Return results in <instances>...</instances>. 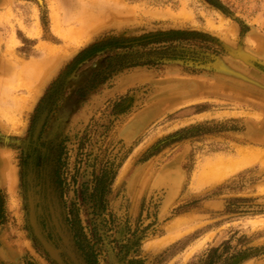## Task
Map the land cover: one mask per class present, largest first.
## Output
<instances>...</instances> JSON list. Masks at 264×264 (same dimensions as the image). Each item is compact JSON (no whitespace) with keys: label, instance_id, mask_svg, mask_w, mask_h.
<instances>
[{"label":"rangeland","instance_id":"374dc122","mask_svg":"<svg viewBox=\"0 0 264 264\" xmlns=\"http://www.w3.org/2000/svg\"><path fill=\"white\" fill-rule=\"evenodd\" d=\"M222 58L264 76V0H0V250L52 264L28 225L31 173L84 263L264 264V163L199 184L264 153V91L218 74Z\"/></svg>","mask_w":264,"mask_h":264},{"label":"bare ground","instance_id":"6f19581e","mask_svg":"<svg viewBox=\"0 0 264 264\" xmlns=\"http://www.w3.org/2000/svg\"><path fill=\"white\" fill-rule=\"evenodd\" d=\"M53 31L59 32L61 31L60 29V23L59 20L56 16L53 17ZM25 34L30 37V38H36L38 36V32H27L25 31ZM226 48L228 54L231 56L233 59H240L246 64L250 65L253 62L255 63L256 60L258 59L256 55H254L252 52L247 50L246 48H242L241 46H238V48H233L228 45H224ZM260 62H263V60H260ZM262 64V63H261ZM209 66H207L208 68ZM215 68L218 70V74H227L230 76L231 80H239L245 84L253 85L256 88H261L264 91V76L259 75V74H251L247 76H241L239 71V68L234 64H227L224 59L218 60V62L215 65ZM29 69V68H27ZM30 70V69H29ZM38 70V69H37ZM259 72V71H257ZM260 73V72H259ZM263 83V84H262ZM67 112H65L66 115ZM6 117H10L8 113L4 114ZM46 117V113L42 114V118H40V122L38 126L35 129V137L38 135L39 130L42 126V123ZM34 137V138H35ZM5 142H9L8 140H4ZM23 144V143H21ZM26 144V142H25ZM23 144V145H25ZM242 159L237 161V162H220L217 165H214L213 168L209 170V172H212L209 174V177H204L202 180H199V184L201 183H206V182H219L223 180L224 178L233 175L249 166H251L254 163L261 162L264 163V153H253L250 152L249 155L242 153ZM5 177L8 181H14L13 175L9 171L5 172ZM31 179L27 177L26 183H27V204H28V225L30 230L33 232L34 236L37 238L38 243L41 245L40 248L43 253H45L50 261L53 264H84V262L76 256V251H75V246L73 240H70L69 237L72 239V234L67 233L63 234L64 235V243L62 244L66 248V254L65 258H63L62 255V249L55 248L54 244L52 242H49L46 240V235L43 233L39 220L38 218L42 214H49L51 217V224L54 226V230L51 229L52 234H61L60 226L61 228H65L66 224L64 221H61L60 224V213H62V208L59 202H56V200H53L52 203L51 200H47V210L42 211V209H36V206L39 204V197L35 195L34 189H33V184L30 181ZM174 179L173 176H167L164 181H162V187L161 189L164 191L160 196L164 197V205L170 200L171 196L173 195V190H176V186L174 185ZM166 196H165V195ZM46 220L47 217L45 216ZM49 222V224H50ZM65 224V225H64ZM175 238H171L170 240H174ZM63 247V248H64ZM3 255L0 257L2 259ZM69 257V259L67 258ZM67 259V260H66Z\"/></svg>","mask_w":264,"mask_h":264},{"label":"crops","instance_id":"0c3cea01","mask_svg":"<svg viewBox=\"0 0 264 264\" xmlns=\"http://www.w3.org/2000/svg\"><path fill=\"white\" fill-rule=\"evenodd\" d=\"M157 35H160V36H163L164 37V34H157ZM166 36V35H165ZM45 64V61L43 62H38V65L39 66H44ZM138 64V63H137ZM135 64V65H137ZM140 65V64H139ZM141 66V65H140ZM142 73V72H140ZM140 73H137V74H140ZM136 73L135 74H127L125 75L124 79H123V85L125 86L127 83L131 82L132 80V77H135L137 75ZM134 75V76H133ZM59 235V244L58 243H55L54 246L55 248H58V249H62V257L65 258V254H66V248L62 245L64 243V235L63 234H58ZM57 238V237H56ZM70 240H73L74 242V246H75V251L77 252L76 253V256L79 257L81 259V254L79 253L78 249L76 248V244H75V241H74V238L72 236V239L71 237H69ZM47 240V238H46ZM50 242V241H49ZM57 244V245H56ZM21 246H16L15 245H6L5 248H2L0 250V257L3 255L2 259H0V263H4V264H7V263H12V264H19L20 262L18 261V259L21 257V254L25 251V249L27 251H29L30 249L28 248L27 244L23 243V244H20ZM64 247V248H63ZM39 252L43 255V257L49 262L50 259L48 258V256L42 252L41 248L39 247ZM69 259V257H67ZM67 260V259H66ZM82 260V259H81ZM85 261V259H84ZM86 263V261H85ZM84 263V264H85ZM53 264V263H52ZM87 264V263H86Z\"/></svg>","mask_w":264,"mask_h":264},{"label":"flooded vegetation","instance_id":"af4514ba","mask_svg":"<svg viewBox=\"0 0 264 264\" xmlns=\"http://www.w3.org/2000/svg\"><path fill=\"white\" fill-rule=\"evenodd\" d=\"M28 165H29V170H30V162L27 164V167H28ZM30 174L31 173H28L27 177L30 178L31 179L30 181L33 183V181H34L33 174H31V175Z\"/></svg>","mask_w":264,"mask_h":264},{"label":"water","instance_id":"95a60500","mask_svg":"<svg viewBox=\"0 0 264 264\" xmlns=\"http://www.w3.org/2000/svg\"><path fill=\"white\" fill-rule=\"evenodd\" d=\"M225 50H226V48H225ZM226 51H227V50H226ZM240 74H241V76L243 75L244 77L247 76V75H245L244 73H240ZM6 142H7V141H6Z\"/></svg>","mask_w":264,"mask_h":264}]
</instances>
